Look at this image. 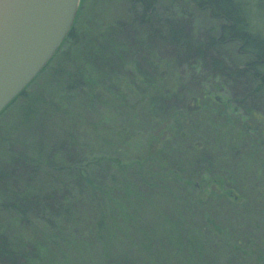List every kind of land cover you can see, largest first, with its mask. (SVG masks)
Segmentation results:
<instances>
[{"label": "trees", "instance_id": "obj_1", "mask_svg": "<svg viewBox=\"0 0 264 264\" xmlns=\"http://www.w3.org/2000/svg\"><path fill=\"white\" fill-rule=\"evenodd\" d=\"M123 1V16L106 24L103 0H80L30 83L46 91L26 88L4 109L21 100L19 128L31 137L6 140L0 164V264H264L261 248L208 217L197 225L181 206L202 201L211 184L207 203L244 207L233 181L252 164L264 177V35L248 14L264 16V0ZM201 14L211 26L198 24ZM160 46L167 56H157ZM214 91L233 102H213ZM118 129L135 133L128 151L138 154L121 157L129 138ZM14 224L27 226L32 248Z\"/></svg>", "mask_w": 264, "mask_h": 264}, {"label": "rangeland", "instance_id": "obj_2", "mask_svg": "<svg viewBox=\"0 0 264 264\" xmlns=\"http://www.w3.org/2000/svg\"><path fill=\"white\" fill-rule=\"evenodd\" d=\"M103 2H104L103 7L107 8V10L105 9L106 24L110 23L113 18H118L120 16H123L125 11V3L123 0H103ZM248 14L253 30L258 31L259 33L261 32L264 35V16L259 14L257 10H253V9L251 10V8ZM201 16L203 17L199 18L200 20L198 21V24L201 25L203 28H205V26L208 27L211 26V24L205 23L206 20L204 18H206V16L204 14H201ZM157 51H158L157 56L159 57H163L164 55L167 56L166 53L168 49L166 47L160 46L157 48ZM228 54L229 55L227 58L235 59L237 56L236 47L233 46L231 49H229ZM180 71L183 72L182 76L184 81L189 83L190 80L188 78L185 67L181 66ZM33 83L34 84L31 85L29 84L28 87H26L28 92H34V90L46 91L40 88L41 86H43V83H41V81L38 80V81H34ZM194 84L195 82H191V84L190 83L187 84V87H190V85L194 86ZM229 91L230 93L233 92L232 89H230ZM223 92L225 93L224 89ZM217 97H223V94L214 91L212 95V101L213 102L218 101L220 98ZM231 97L235 98L234 96ZM223 99H221L222 101L221 103H224V105L227 106L233 102L231 99H229L227 102H226V98L223 97ZM20 102L21 100H17L16 103H14L13 105L11 104L5 111H3L0 114V164L2 163L1 161L4 160V157L7 154V151L9 150V146L6 143V140H9V143L11 142V140H14V142L17 143V139H19L20 141L21 137H27L26 139L28 140L29 137H31L30 136L31 134L28 133V131L25 132L21 128H19L20 111L18 110V105L20 104ZM176 104H177L176 105L177 108H179V110H182L185 113L186 111L185 102L177 101ZM258 104H259L258 105L259 110L257 116L263 122L264 98L260 99ZM233 106L236 105L234 104ZM114 126L117 127L118 123L115 124ZM78 127L80 131L87 132V122L84 119H80V121L78 122ZM256 130H260V127H257ZM119 131H121V133H124L129 138V141L127 143H122L124 147H126L127 151L122 153V156L121 155L120 156L133 157L134 155L138 154V151H136L135 149H130L128 151V148H130L129 146L130 144L137 143V137L135 133L128 129H123V130L118 129V132ZM261 132L262 129L261 131H257L259 135L261 134ZM130 137L132 138V140H130ZM263 137H264V128H263ZM114 143L115 142H112V144ZM10 149L15 151L22 150L20 146H13ZM105 150L108 153H115L116 151L119 153L118 149L114 150L111 147H108ZM263 150H264V142L263 144L261 143V152H263ZM178 159H180V161L182 160L183 163H185V166L183 168L184 174L185 177L190 178L189 172L191 169L188 166V163L191 161V159L188 154V151H186L185 148L181 150V154L179 155ZM249 167L250 168L248 169L247 174H245L244 177L241 178V182L239 183L242 184L241 187L239 186L237 181H233L234 194L239 195L241 198L246 200V205H244V207L239 205L238 208L232 209L230 204L226 200H224L223 197H217L211 199L210 202L207 203L206 197L209 195L211 191L212 188L211 184L206 185L204 190L202 189V199H203L202 201L195 203L194 206H190L189 208L184 207L183 204H181V206L183 207V212L185 214L188 213L189 216L188 218L193 220L197 225L204 227V223H207L206 218L208 217L209 219L215 221L218 226L224 228L228 227L230 235L237 236L238 238L244 239V241L249 240V242L252 243L254 249L261 248L262 251H264V216H263L264 212L260 214V209H264V177H261L259 174L253 173V172H257L254 164H252ZM232 169H233V174H243L238 172V169L235 166ZM201 178H202L201 176H198V180H200ZM173 207H175V202L173 204ZM24 226L25 225L22 226L21 224H14L11 232L14 234L16 233V235H20L22 237L23 235L26 236L27 232L25 231L27 226L26 227ZM30 227L32 229L33 225H31ZM35 230L38 231L37 229ZM35 230H34V234L38 235V232H36ZM33 237L34 236H31L30 234H28L27 237H23L28 244V248H32L31 246L33 243V239H32ZM29 251L30 249L26 250V252ZM52 253L53 252L50 253L51 260L54 258Z\"/></svg>", "mask_w": 264, "mask_h": 264}, {"label": "water", "instance_id": "obj_3", "mask_svg": "<svg viewBox=\"0 0 264 264\" xmlns=\"http://www.w3.org/2000/svg\"><path fill=\"white\" fill-rule=\"evenodd\" d=\"M79 5L80 0H0V113L53 57Z\"/></svg>", "mask_w": 264, "mask_h": 264}]
</instances>
